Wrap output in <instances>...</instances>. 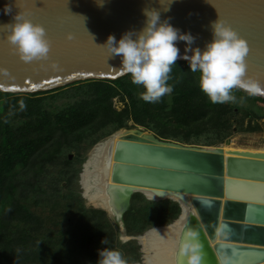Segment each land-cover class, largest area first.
<instances>
[{
    "label": "trees",
    "instance_id": "trees-1",
    "mask_svg": "<svg viewBox=\"0 0 264 264\" xmlns=\"http://www.w3.org/2000/svg\"><path fill=\"white\" fill-rule=\"evenodd\" d=\"M169 77L172 91L152 103L140 98L144 89L129 74L36 93L0 91V264H96L105 247L120 254L125 248L126 262L138 259L135 241L121 243L118 224L85 207L69 188L82 150L112 132L141 127L159 139L216 146L234 132L261 129L264 99L234 88V100L212 103L186 61H175ZM69 150L75 151L72 159ZM178 214L176 202L134 193L121 217L124 234L140 235L143 223L166 225ZM127 247L134 249L131 259Z\"/></svg>",
    "mask_w": 264,
    "mask_h": 264
},
{
    "label": "water",
    "instance_id": "water-1",
    "mask_svg": "<svg viewBox=\"0 0 264 264\" xmlns=\"http://www.w3.org/2000/svg\"><path fill=\"white\" fill-rule=\"evenodd\" d=\"M167 4L168 0H103L102 5L96 0H0V25L12 23L13 16L20 12L18 6L26 5L29 11L25 17L40 24L50 42L47 60L24 62L12 50L5 39V30L0 27V69L4 70L0 72V91L36 93L76 81L114 80L126 75L118 70L119 56H110L102 45L109 34L119 39L126 30H139L144 22L141 12L144 6L156 8L161 20L169 18V23L181 32L192 34L195 37L192 46L200 48L211 39L209 22L218 16L247 42L245 74L264 86V0H172L164 11ZM5 6L9 8L7 13ZM68 33L71 39L66 38ZM175 43L183 52L184 42ZM53 62L56 67L51 66ZM254 96L264 99V94ZM125 130L136 135L143 133L139 128ZM150 138L140 144H117L114 151L109 141L105 164L109 166L111 161L120 164L112 165L119 174L112 177L114 184L107 188L115 198L122 195V200L113 204L111 214L86 202L115 220L119 231L123 230L122 214L134 193L146 200L169 199L178 204L179 214L170 223L128 237L139 246L141 260L137 264H143L145 256L139 238L149 230L170 227L185 210L189 213L186 225L198 232L202 244L201 264H218L201 231L204 228L215 238L218 225L220 242L215 250L219 257L228 256L229 264L243 256L264 258V162L224 158L221 146L184 145L153 134ZM101 142L94 143L90 151ZM89 158L88 154L77 174L84 200L81 175ZM149 192L154 196H148Z\"/></svg>",
    "mask_w": 264,
    "mask_h": 264
},
{
    "label": "clouds",
    "instance_id": "clouds-1",
    "mask_svg": "<svg viewBox=\"0 0 264 264\" xmlns=\"http://www.w3.org/2000/svg\"><path fill=\"white\" fill-rule=\"evenodd\" d=\"M98 5L103 0H96ZM172 0H168L164 11ZM5 13L9 8L5 6ZM143 26L139 30H126L119 39L109 34L102 46L110 56H119L121 74H129L131 82L141 85L140 98L145 102H157L162 95L170 93L171 66L179 58L187 61L188 70L199 72V88L212 103H225L235 97L232 89L239 88L247 95L264 94V86L258 80L246 75L244 57L248 45L234 29L218 16L209 22L211 39L203 48L193 47L195 37L189 32H181L169 23V18L161 20L160 12L153 7H143ZM6 32L5 39L12 50L24 62L47 60L50 42L44 28L27 19L20 12L13 16L10 24L0 25ZM71 39V34H66ZM177 41L184 42V51L177 47ZM190 53V54H189ZM56 67L55 63L51 64ZM0 69V72H3ZM23 107V102H20ZM100 243L106 245V238ZM202 244L196 230L185 226L179 240L178 253L185 258V264H201ZM230 258L222 256L221 264H229ZM96 264H126L119 251L109 248L98 249Z\"/></svg>",
    "mask_w": 264,
    "mask_h": 264
},
{
    "label": "bare ground",
    "instance_id": "bare-ground-1",
    "mask_svg": "<svg viewBox=\"0 0 264 264\" xmlns=\"http://www.w3.org/2000/svg\"><path fill=\"white\" fill-rule=\"evenodd\" d=\"M150 141V134L143 132L140 135L134 134L131 130L120 129L113 133L109 138H105L101 143L96 145L90 153V158L85 162L84 171L81 175V185L84 194L85 202L89 205L103 208L107 213L113 212V204H119L122 200V195L113 197L108 186L114 184L112 177L119 174L112 165L120 164L119 162L111 161V165L107 166L105 160L107 157L106 146L108 142L112 141V151L116 148L117 144H140V141ZM105 142V143H104ZM229 142V141H228ZM219 146V145H218ZM111 151V153H112ZM222 155L224 158H242L251 162H264V151L260 149H246V148H234L229 144L221 146ZM241 179L240 181H242ZM148 196H154L152 193H146ZM225 196L224 193L222 197ZM87 199V201H86ZM223 202V198H220ZM219 199V200H220ZM110 200V204L108 202ZM112 203V204H111ZM222 204V203H221ZM222 207V205H221ZM222 211V209H221ZM221 211L219 219H221ZM188 211L185 210L181 216V219L174 222L168 228L164 229H152L149 230L140 239V242L145 253L143 264H185V258L178 253L179 240L186 225L188 217ZM203 227V226H202ZM202 234L213 254V258L216 263L221 264V257L216 252L215 245L220 242L219 239V225L216 230L215 238H211L208 233L202 229ZM137 236V235H136ZM236 246L234 242H228ZM264 248V247H263ZM240 260H234L231 264H264V258L252 259L248 257H240Z\"/></svg>",
    "mask_w": 264,
    "mask_h": 264
},
{
    "label": "rangeland",
    "instance_id": "rangeland-1",
    "mask_svg": "<svg viewBox=\"0 0 264 264\" xmlns=\"http://www.w3.org/2000/svg\"><path fill=\"white\" fill-rule=\"evenodd\" d=\"M113 105H114V107L115 108H119L120 106H119V104L114 100L113 101ZM263 108H264V105H261ZM261 107V108H262ZM262 108V109H263ZM246 122V119L244 120V123ZM260 126H261V129L259 130V131H255V132H245V131H242V132H240V131H238V132H234L231 136H229L228 138H226L222 143H220V144H218L219 146H222V145H225V144H229L231 147H234V148H246V149H260V150H262V151H264V118H262L261 120H260ZM137 128H139V129H141L143 132H146V133H149V134H151L150 132H147V131H144L141 127H134V128H132V129H137ZM113 133V132H112ZM110 135V134H109ZM108 136V135H107ZM107 136H105V137H107ZM105 137H103V138H101L100 140H98V141H102V139H104ZM97 141V142H98ZM229 141V142H228ZM218 145H216V146H212V147H218ZM92 146H90L89 148H86L85 150H82V160H81V162L80 163H76V162H73V169L74 168H78V170H77V172H76V177H75V179L73 180V184L71 185L70 184V186H69V188H71L72 190H74V191H77L78 192V194H79V196H80V193H79V191H80V189H79V186H78V183H77V174L79 173V171H80V165H81V163L82 162H84V160H85V158L88 156V154L90 155V153H91V151H90V148H91ZM65 154H69L70 155V159H72L73 158V155L75 154V151L74 150H69V151H67ZM58 168H59V166H55V169L56 170H58ZM50 177H48V179H49ZM60 187H62L61 188V192H64L65 191V184L64 183H60V185H59ZM86 193V191L84 190V194ZM80 198H81V196H80ZM82 200V203H83V205L85 206V207H89V206H87L86 205V202H85V200L84 199H81ZM86 201H87V199H86ZM92 208V207H91ZM107 215V214H106ZM107 218L111 221V222H113V223H116L115 222V220H113L112 218H110V217H108L107 216ZM119 226V225H118ZM144 228H143V232L145 231V230H147L148 228H150V227H148L149 225L147 224V223H143V225H142ZM154 227V226H153ZM141 228V227H140ZM142 232V233H143ZM141 233V234H142ZM140 234V235H141ZM128 237H130V236H127V235H125L124 234V230H122V231H119V237H118V240L121 242V243H124V242H127V241H129L128 240ZM135 243H136V241H135ZM125 249V248H124ZM124 249H120L121 250V257L125 260V262L127 261V259L126 258H124V256L122 255V254H124ZM126 250H129L130 251V254H132L131 255V257H129V259H131L132 257H134V249H132V248H130V247H127L126 248ZM137 252L139 253V256H138V259L137 260H133V262H126V264H137V263H140V256H141V254H140V251H139V248H138V250H137ZM131 260V261H132Z\"/></svg>",
    "mask_w": 264,
    "mask_h": 264
},
{
    "label": "snow or ice",
    "instance_id": "snow-or-ice-1",
    "mask_svg": "<svg viewBox=\"0 0 264 264\" xmlns=\"http://www.w3.org/2000/svg\"><path fill=\"white\" fill-rule=\"evenodd\" d=\"M18 7H19V9H20V13H21L22 15H25V14L29 11V7L26 6V5H19ZM32 7H35V4L32 5Z\"/></svg>",
    "mask_w": 264,
    "mask_h": 264
}]
</instances>
